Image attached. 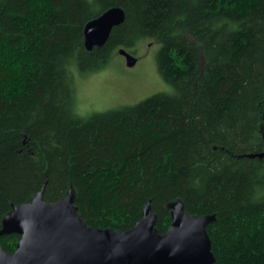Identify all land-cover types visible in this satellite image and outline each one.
Here are the masks:
<instances>
[{
  "label": "trees",
  "instance_id": "trees-1",
  "mask_svg": "<svg viewBox=\"0 0 264 264\" xmlns=\"http://www.w3.org/2000/svg\"><path fill=\"white\" fill-rule=\"evenodd\" d=\"M125 20L88 52L85 25ZM160 45L169 93L80 117L74 72ZM264 0H0V232L14 207L70 194L88 228L126 232L148 206L212 216L216 264H264ZM20 237L0 236L12 254Z\"/></svg>",
  "mask_w": 264,
  "mask_h": 264
},
{
  "label": "water",
  "instance_id": "water-1",
  "mask_svg": "<svg viewBox=\"0 0 264 264\" xmlns=\"http://www.w3.org/2000/svg\"><path fill=\"white\" fill-rule=\"evenodd\" d=\"M124 20V11L114 7L88 22L83 30L85 49L103 47ZM118 53L127 67L136 64L125 50ZM42 194L4 218L0 236L15 234L20 240L12 254L0 247V264H216L207 234L212 216H189L175 204L171 226L159 234L156 216L146 206L143 218L130 230H100L88 228L77 216L71 194L53 204L44 202Z\"/></svg>",
  "mask_w": 264,
  "mask_h": 264
},
{
  "label": "rangeland",
  "instance_id": "rangeland-1",
  "mask_svg": "<svg viewBox=\"0 0 264 264\" xmlns=\"http://www.w3.org/2000/svg\"><path fill=\"white\" fill-rule=\"evenodd\" d=\"M159 47L151 40L138 42L133 48V67L126 66L118 53L122 48H118L101 70L86 76L74 72L77 115L88 117L117 106L137 104L157 93H169L171 88L157 69Z\"/></svg>",
  "mask_w": 264,
  "mask_h": 264
}]
</instances>
